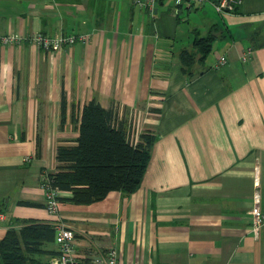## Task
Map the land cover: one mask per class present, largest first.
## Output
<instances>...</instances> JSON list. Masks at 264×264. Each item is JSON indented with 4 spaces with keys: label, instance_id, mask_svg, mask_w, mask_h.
<instances>
[{
    "label": "crops",
    "instance_id": "crops-1",
    "mask_svg": "<svg viewBox=\"0 0 264 264\" xmlns=\"http://www.w3.org/2000/svg\"><path fill=\"white\" fill-rule=\"evenodd\" d=\"M210 30L199 60L194 37ZM37 32L87 39L50 52ZM183 49L195 53L190 74ZM90 100L156 139L134 192L59 201L80 262L114 248L120 264H264V224L250 229L256 189L264 208V0L221 13L175 0L152 12L131 0H0V238L18 219L52 218L42 181Z\"/></svg>",
    "mask_w": 264,
    "mask_h": 264
},
{
    "label": "trees",
    "instance_id": "trees-1",
    "mask_svg": "<svg viewBox=\"0 0 264 264\" xmlns=\"http://www.w3.org/2000/svg\"><path fill=\"white\" fill-rule=\"evenodd\" d=\"M214 38L211 30L204 37H194L199 60L210 51ZM194 54L188 49L179 54L185 73L192 72ZM155 139L154 133L145 130L132 140L112 108H104L96 100H90L82 108L75 144L57 147V169L48 172L42 183L60 193H69L67 196L59 194L58 202L75 204L99 201L112 190L132 193L140 186ZM16 221L18 223L10 225L0 238V264H42L44 255L58 253L53 247L55 229L51 220ZM77 264L90 263L86 259Z\"/></svg>",
    "mask_w": 264,
    "mask_h": 264
},
{
    "label": "built area",
    "instance_id": "built-area-1",
    "mask_svg": "<svg viewBox=\"0 0 264 264\" xmlns=\"http://www.w3.org/2000/svg\"><path fill=\"white\" fill-rule=\"evenodd\" d=\"M157 0H131V2L140 7L146 8L150 12L153 11L154 5ZM177 3L181 2H195L198 4L210 3L214 9L218 12H234L241 0H175ZM19 36L14 34H7L1 38L3 42H15ZM86 35H74L61 33L56 36H48L41 32H37L31 37L33 44L42 47L50 52L58 51L64 45H71L76 41H86ZM250 55V48H246L241 55L242 60H247ZM227 61L225 56H220L218 63L216 65L220 66L225 64ZM138 133L131 132L130 136L132 140H136ZM258 180L255 178V185L258 186ZM46 202L45 208L49 215L52 216L50 220L52 221L55 229L54 238L57 244L58 253L52 256L51 264H77L79 261L78 257L74 254V242L75 234L73 229H71L66 223L61 221L57 209H58V199L57 196L60 191L55 188H49L46 185ZM251 215V231L257 236L261 226L264 224V208L261 206V200L258 190L256 189L252 197V206L250 208ZM3 218V213L0 212V219ZM90 264H120L117 252L114 248H109L106 251H97L95 254L86 258ZM85 259V260H86Z\"/></svg>",
    "mask_w": 264,
    "mask_h": 264
}]
</instances>
